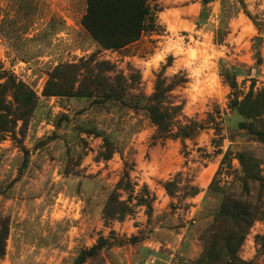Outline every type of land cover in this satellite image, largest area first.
Returning a JSON list of instances; mask_svg holds the SVG:
<instances>
[{
	"label": "rangeland",
	"instance_id": "374dc122",
	"mask_svg": "<svg viewBox=\"0 0 264 264\" xmlns=\"http://www.w3.org/2000/svg\"><path fill=\"white\" fill-rule=\"evenodd\" d=\"M150 6L155 29L114 51L81 27L85 0H0V75L37 98L27 118L13 98L23 90L0 102V264L132 262L150 236L175 249L173 264H198L222 192L244 185L259 214L238 257L264 264V0ZM97 75L122 77L129 103L159 82L165 101L182 105L179 122L203 130L154 139L145 112L101 102ZM113 195L132 210L123 220L104 215Z\"/></svg>",
	"mask_w": 264,
	"mask_h": 264
},
{
	"label": "trees",
	"instance_id": "16d2710c",
	"mask_svg": "<svg viewBox=\"0 0 264 264\" xmlns=\"http://www.w3.org/2000/svg\"><path fill=\"white\" fill-rule=\"evenodd\" d=\"M86 11L82 16L80 24L83 30L90 36L94 43L104 50L118 51L135 43L146 30L153 31L155 29V13L150 6V0H85ZM241 2V1H240ZM203 4H206L203 2ZM243 7V4H241ZM6 78V79H5ZM90 78V77H89ZM85 77V79H89ZM95 84V95L104 101H113L121 108L129 109L134 112L143 111L147 114L150 123L155 127L156 140L180 139L191 140L195 138L203 125L194 121L186 124L179 122L181 117L182 105H174L167 103L166 90L162 89L158 82L155 86L152 96L144 98H135V102L129 103L128 93L125 90L122 77H116L112 84H108L107 79L99 75L92 77ZM0 79H5L0 84V102L4 103L2 95L6 89L24 91V98L19 100L13 97L15 101L21 104L25 117L31 107L37 101L36 96L24 87L22 84H15L12 76H6L1 73ZM21 90L15 91L14 95L21 94ZM131 99V98H130ZM143 101V104L140 102ZM257 101L253 105L256 106ZM36 104V103H35ZM255 108V107H254ZM239 115L251 119L252 113L248 112L245 105L238 108ZM21 120V118H20ZM175 130V131H174ZM217 132V131H216ZM105 150L108 144L104 143ZM107 153V152H106ZM108 155V154H107ZM105 155V157H108ZM178 176V175H177ZM214 183L212 189L215 188ZM127 189L126 184L118 183L116 190ZM165 191L172 196L177 190L175 181H169L164 184ZM190 195L194 196L198 193L194 187L188 188ZM186 189V190H188ZM223 200L220 208L215 213L212 222L206 229L203 237V251L198 259V264H251L245 262L238 257V252L242 247L244 240L256 221L259 214L258 202L249 200L246 192V185L242 188V193L238 196H232L226 192H222ZM138 203L142 206L150 207L151 200L141 199ZM127 202L118 201L113 195L104 210V215L108 218H116L123 220L126 215H131L132 210ZM263 240L264 245V238ZM264 247V246H263ZM97 250V249H96ZM94 248L89 252L93 254Z\"/></svg>",
	"mask_w": 264,
	"mask_h": 264
},
{
	"label": "crops",
	"instance_id": "0c3cea01",
	"mask_svg": "<svg viewBox=\"0 0 264 264\" xmlns=\"http://www.w3.org/2000/svg\"><path fill=\"white\" fill-rule=\"evenodd\" d=\"M135 253L132 262L120 261V264H173L175 249L171 246H164L156 236H150L140 244ZM118 264V263H117Z\"/></svg>",
	"mask_w": 264,
	"mask_h": 264
}]
</instances>
